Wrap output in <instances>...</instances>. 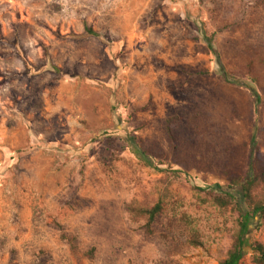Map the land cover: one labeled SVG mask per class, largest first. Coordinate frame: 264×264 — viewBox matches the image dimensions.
<instances>
[{
    "label": "rangeland",
    "instance_id": "obj_1",
    "mask_svg": "<svg viewBox=\"0 0 264 264\" xmlns=\"http://www.w3.org/2000/svg\"><path fill=\"white\" fill-rule=\"evenodd\" d=\"M253 137L264 0H0V264H221Z\"/></svg>",
    "mask_w": 264,
    "mask_h": 264
},
{
    "label": "trees",
    "instance_id": "obj_2",
    "mask_svg": "<svg viewBox=\"0 0 264 264\" xmlns=\"http://www.w3.org/2000/svg\"><path fill=\"white\" fill-rule=\"evenodd\" d=\"M207 41V45L211 52L214 48L212 44ZM217 56V54H216ZM218 57V56H217ZM220 75L225 83L243 87V83L233 80L231 76L223 69L220 62ZM252 95L255 98L256 106L259 105L260 99L255 90H252ZM196 119V117H195ZM177 119H170L167 121L166 131L168 138L172 144L176 143L174 136V129ZM252 160L250 162V168L244 178L233 174H227L228 187L223 190L220 187L215 189L220 190L223 195L222 198L217 200V203L226 208L233 205L240 216V232L235 248L229 252L227 258L221 264H240L245 256L251 255L253 264H264V245L262 243L252 241L251 229L252 222L264 221V204L256 199L255 191L261 187H264V154L261 152L257 145L256 138L253 137L250 142ZM136 155L140 156L145 164L152 167V164L146 156L136 149ZM215 190V191H216ZM161 205L158 204L151 210L144 212V215L148 217L146 224L147 232L151 234V227L158 214L161 213Z\"/></svg>",
    "mask_w": 264,
    "mask_h": 264
}]
</instances>
